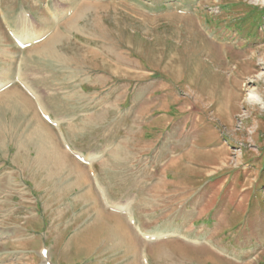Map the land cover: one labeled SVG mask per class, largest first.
Wrapping results in <instances>:
<instances>
[{
  "label": "rangeland",
  "instance_id": "obj_1",
  "mask_svg": "<svg viewBox=\"0 0 264 264\" xmlns=\"http://www.w3.org/2000/svg\"><path fill=\"white\" fill-rule=\"evenodd\" d=\"M3 72L0 264H264V0H0Z\"/></svg>",
  "mask_w": 264,
  "mask_h": 264
},
{
  "label": "bare ground",
  "instance_id": "obj_2",
  "mask_svg": "<svg viewBox=\"0 0 264 264\" xmlns=\"http://www.w3.org/2000/svg\"><path fill=\"white\" fill-rule=\"evenodd\" d=\"M27 30H25V32H23V33H21V34H18V36H17V39H18V41H20V42H22V43H32V42H34L35 40H37V39H39L41 36H42V33H37L38 35H36L35 33H31L30 31L28 32H26ZM32 34V35H31ZM41 39V38H40ZM249 61L250 60H253V55H252V57L250 58V59H248ZM252 64V63H251ZM259 66V65H258ZM254 72V70H251V71H248V74H251V73H253ZM243 73V72H242ZM3 74L4 75H6L7 74V72H3V73H0V90H2V88H5L6 86H8L10 83H11V81L9 80V79H7V78H2L3 77ZM242 75V74H241ZM260 76L261 77H264V74L263 73H261L260 74ZM9 77V76H8ZM19 78V80H21L23 83H24V85L29 89V91L31 92V90H30V88H29V85L27 84L28 82H26V81H24V78L22 77V74H21V76L20 77H18ZM7 79V80H6ZM242 79V76H238V78H237V80L238 81H240ZM251 83H253V81L251 82ZM15 90H17L16 88H15ZM18 91V90H17ZM13 92V91H12ZM11 92V93H12ZM16 92V91H15ZM264 93V92H263ZM19 94V93H18ZM7 96V95H6ZM12 96H13V94H12ZM8 97H9V95H8ZM248 100H249V102L250 103H252V104H255V105H262V106H264V96H263V94L261 93V91H260V89L259 88H255V89H252L251 91H250V93H249V95H248ZM5 98V97H4ZM12 98V97H11ZM11 98H9V99H11ZM36 99H37V101H38V104L39 105H41V101H40V99L36 96L35 97ZM8 99V100H9ZM26 100V99H25ZM24 100V101H25ZM41 108V107H40ZM43 109V108H42ZM47 114H45V116H46ZM46 118H48V117H46ZM49 120H50V118H49ZM79 157L81 158V156L79 155ZM84 161H87L86 159H84ZM92 186V185H91ZM108 204V205H107ZM106 205L109 207V206H113V205H111L108 201H107V199H106ZM118 206H122V205H118ZM117 206V208L115 207V209H117V211H119V212H124L126 215H128V216H130V220L131 221H135L134 219H133V216L135 217V215L134 214H132V212L130 213V211H131V208L128 206V207H118ZM110 208H112L113 209V207H110ZM108 212V211H107ZM99 213L100 212H97V214L99 215ZM96 214V215H97ZM98 215L96 216V220H97V217H98ZM111 215H113V214H111ZM115 216V215H114ZM135 219H136V217H135ZM139 229H140V231H141V228L139 227ZM151 237V236H150ZM131 253V252H130ZM130 253H128L127 254V256H126V258H131V254ZM148 257V256H147ZM146 257V259H148ZM133 260V259H132ZM140 261V260H139ZM146 261H148V260H146ZM132 262V261H131ZM131 262L130 263H128V264H131Z\"/></svg>",
  "mask_w": 264,
  "mask_h": 264
},
{
  "label": "crops",
  "instance_id": "obj_3",
  "mask_svg": "<svg viewBox=\"0 0 264 264\" xmlns=\"http://www.w3.org/2000/svg\"><path fill=\"white\" fill-rule=\"evenodd\" d=\"M62 164V163H61ZM97 207V205L94 207V208H96Z\"/></svg>",
  "mask_w": 264,
  "mask_h": 264
}]
</instances>
